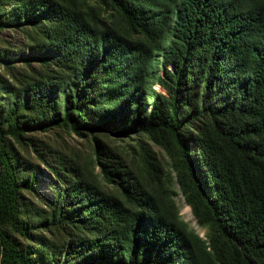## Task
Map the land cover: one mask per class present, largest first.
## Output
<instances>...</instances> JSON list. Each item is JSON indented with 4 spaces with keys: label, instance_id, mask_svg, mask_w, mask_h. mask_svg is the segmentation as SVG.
<instances>
[{
    "label": "trees",
    "instance_id": "trees-1",
    "mask_svg": "<svg viewBox=\"0 0 264 264\" xmlns=\"http://www.w3.org/2000/svg\"><path fill=\"white\" fill-rule=\"evenodd\" d=\"M7 27L30 44L0 45V264H264V0H0ZM56 128L169 150L210 248L119 151H93L114 192L37 136Z\"/></svg>",
    "mask_w": 264,
    "mask_h": 264
},
{
    "label": "rangeland",
    "instance_id": "rangeland-1",
    "mask_svg": "<svg viewBox=\"0 0 264 264\" xmlns=\"http://www.w3.org/2000/svg\"><path fill=\"white\" fill-rule=\"evenodd\" d=\"M12 3L8 6L10 7ZM29 44L28 37L18 27H7L0 30V45L11 49L10 53L13 57L11 60L16 64L21 63L18 59L26 52ZM158 57L157 73L161 74L164 68L161 64L160 55ZM0 71L8 74L4 67V61L0 63ZM153 87L161 89L156 82ZM37 136L61 149L72 157L78 165L89 163L88 171L93 172L99 184L114 192H118L115 183L108 182L102 176L99 165L94 164V162L92 165V160H94L93 151L98 139L105 142L111 150L119 151L130 168L134 169V172H141V179L145 182L148 189L153 192L160 209L173 216L175 213L186 225V228L197 235L200 242L204 241L206 249L210 248L211 229L197 221L191 205L187 202L186 196L178 182L177 169L174 167V161L168 152L169 150L150 139L146 134L127 136L110 132L109 135L98 133L95 137L91 132L77 134L66 128H56L38 132ZM141 148L151 151L153 154L152 160L154 163L150 165V171L145 170L137 154V151H140ZM56 181L57 179L46 168L45 164L40 162L38 183L34 194L30 195L31 201L37 205H45L56 189ZM36 219V216H33L32 220L34 222H36ZM34 229L38 232L42 231V228L38 226Z\"/></svg>",
    "mask_w": 264,
    "mask_h": 264
}]
</instances>
